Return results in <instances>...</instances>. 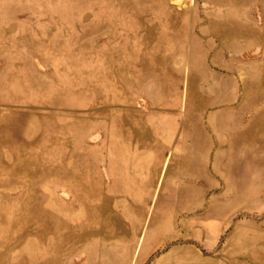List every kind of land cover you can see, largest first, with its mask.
<instances>
[{
    "label": "rangeland",
    "instance_id": "obj_1",
    "mask_svg": "<svg viewBox=\"0 0 264 264\" xmlns=\"http://www.w3.org/2000/svg\"><path fill=\"white\" fill-rule=\"evenodd\" d=\"M0 264H264V0H0Z\"/></svg>",
    "mask_w": 264,
    "mask_h": 264
}]
</instances>
